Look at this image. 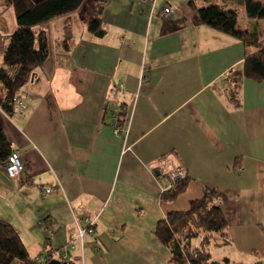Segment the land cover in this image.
I'll use <instances>...</instances> for the list:
<instances>
[{
	"label": "crops",
	"instance_id": "crops-1",
	"mask_svg": "<svg viewBox=\"0 0 264 264\" xmlns=\"http://www.w3.org/2000/svg\"><path fill=\"white\" fill-rule=\"evenodd\" d=\"M101 1L102 37L87 32L82 10L40 26L48 57L19 90L23 107L11 115L0 108V131L24 166L14 181L0 165V219L31 259L71 241L68 264H81L74 219L84 227L97 216L94 235L83 240V264H167L157 222L188 211L212 188L229 238L212 243V261L264 264V74L247 75L243 67L256 50L194 25L187 0ZM165 4L177 14L162 20ZM215 4L236 9L238 25L257 23L264 39V19H249L234 0ZM178 22L184 26L162 34L164 24ZM15 28L0 0V64ZM113 88L122 89L118 102L129 110L126 138L112 133V116L123 119L118 105L107 103ZM164 159L187 172L186 189L172 202L162 200L166 180L155 174ZM43 182L61 191L44 194Z\"/></svg>",
	"mask_w": 264,
	"mask_h": 264
},
{
	"label": "trees",
	"instance_id": "trees-1",
	"mask_svg": "<svg viewBox=\"0 0 264 264\" xmlns=\"http://www.w3.org/2000/svg\"><path fill=\"white\" fill-rule=\"evenodd\" d=\"M208 5L196 9L192 0L187 4L195 11L194 25L207 26L221 34L239 40L244 47L253 48V58L246 59L243 67L247 75L255 71L264 74V39H261L258 25L252 30L238 27L236 9H224L215 4L216 0H206ZM13 9L16 28L8 37V44L2 51L0 64V108L7 114L14 112L13 99L23 88L34 71L48 57V38L40 26L63 15L82 10V22L88 33L102 37L103 1L95 0L84 7L86 0H4ZM245 8L249 19H264V2L257 0H234ZM166 5V4H165ZM183 22L164 24L162 34L177 31ZM68 38L63 42L67 49ZM238 87L236 85L232 90ZM9 143L0 131V165L11 152ZM188 180L176 184L162 193L165 202L174 201L181 195ZM221 195L212 188H204L198 200L190 202L186 212H170L157 222L155 236L169 250L167 264H217L212 261L210 246L216 240L229 243L228 223L221 210ZM0 264H36L29 257L26 247L15 229L0 219Z\"/></svg>",
	"mask_w": 264,
	"mask_h": 264
},
{
	"label": "built area",
	"instance_id": "built-area-1",
	"mask_svg": "<svg viewBox=\"0 0 264 264\" xmlns=\"http://www.w3.org/2000/svg\"><path fill=\"white\" fill-rule=\"evenodd\" d=\"M152 5L155 4L156 0H144ZM176 10L170 5H164L161 9L160 18L162 20H167L172 18L176 15ZM232 87L236 84L231 82ZM122 89L121 88H113L110 90L107 103H111L114 105H118V112L123 119H120L118 116H112V133L114 136H121L123 135L124 138L129 133V110L126 106H122L119 104V96L121 95ZM13 105L15 108H22V103L20 97L17 95L13 99ZM127 148H125L126 150ZM167 159L162 160V166L158 167L157 170L164 176L166 180V185L162 187L161 192L164 193L171 188H173L176 184L181 181L187 179V172L185 168L179 164L173 165L168 164L166 161ZM155 169V168H154ZM3 171L5 175L11 180H19L23 171L24 166L21 160V153L18 150H12L10 154L7 156L5 162L3 163ZM41 190L44 194H52L55 192L61 191V187L56 182H50V184L41 183L40 184ZM97 216L93 219H84L85 226H81L76 219L74 222L76 224L77 233L76 238H78L81 248V264H83V254L82 249L84 246V237L86 235L93 236L94 235V228H95V221ZM41 224L44 225L45 222L41 221ZM73 249V243L70 241L68 245L63 249L53 248L48 245L46 250L39 253L35 258L34 261L36 264H49L52 261H56L58 264H68L69 262V251Z\"/></svg>",
	"mask_w": 264,
	"mask_h": 264
},
{
	"label": "rangeland",
	"instance_id": "rangeland-1",
	"mask_svg": "<svg viewBox=\"0 0 264 264\" xmlns=\"http://www.w3.org/2000/svg\"><path fill=\"white\" fill-rule=\"evenodd\" d=\"M200 0H194V2L195 3H198ZM10 9H11V11L13 12V9L10 7ZM14 13V12H13ZM264 22V21H263ZM238 27L239 28H241V29H248V26H247V24L245 23V22H243V21H241V20H239V25H238ZM255 28V23L254 24H250L249 25V29L248 30H252V29H254ZM262 37H264V30H263V32H262ZM1 170V172H3L2 171V169H0ZM156 171H158L157 169H156ZM1 174H3V173H1ZM159 174H161L160 172H159Z\"/></svg>",
	"mask_w": 264,
	"mask_h": 264
},
{
	"label": "water",
	"instance_id": "water-1",
	"mask_svg": "<svg viewBox=\"0 0 264 264\" xmlns=\"http://www.w3.org/2000/svg\"><path fill=\"white\" fill-rule=\"evenodd\" d=\"M155 174L156 175H159V171H155ZM49 264H58L56 261H52V262H50Z\"/></svg>",
	"mask_w": 264,
	"mask_h": 264
}]
</instances>
